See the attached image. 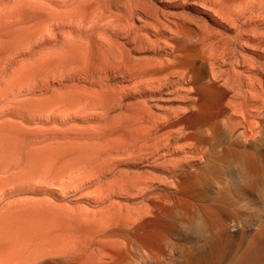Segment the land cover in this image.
I'll return each instance as SVG.
<instances>
[{"label": "rangeland", "instance_id": "rangeland-1", "mask_svg": "<svg viewBox=\"0 0 264 264\" xmlns=\"http://www.w3.org/2000/svg\"><path fill=\"white\" fill-rule=\"evenodd\" d=\"M263 9L264 0H0V264H191L172 244L155 258L135 249L187 217L178 200L198 178L220 181L209 149L241 143L238 99L253 81L264 89ZM215 112L216 136L205 118ZM145 205L158 211L138 220ZM249 219L226 217L232 238L220 253L182 237L203 264H264V217Z\"/></svg>", "mask_w": 264, "mask_h": 264}, {"label": "bare ground", "instance_id": "bare-ground-1", "mask_svg": "<svg viewBox=\"0 0 264 264\" xmlns=\"http://www.w3.org/2000/svg\"><path fill=\"white\" fill-rule=\"evenodd\" d=\"M220 55L221 53H219V56ZM214 62L216 63L217 61H214ZM244 62L246 61L244 60L243 63ZM244 66L246 68V65ZM257 68L255 69L257 70ZM249 71H251V69ZM235 75L237 76L238 74L236 73ZM258 75H260V73L257 72L256 76L259 78ZM216 76L212 74L213 79H216ZM230 82L228 81L227 83H230ZM253 82L254 84L252 83L251 85L249 84L250 86L249 85L247 86L249 87V90L248 91L245 90V92L246 91L247 92L244 95L239 93L240 95H243L241 99L240 98L238 99L240 102L238 105L240 104L242 105L240 106V109L242 108V111L241 110H240L241 112L238 111L239 112L238 115H240L241 113V117H239L241 118V122L239 121V124L241 123L243 127V131H241V133L238 134L240 136L241 143L235 142L233 143V145H230L227 148H221V149L218 148L219 149L218 151L213 150L212 147H211L212 151L209 149V152H211L208 154L209 156H211V158L209 159V168H208L209 173L213 175V177H215L216 179H220V181L217 182L212 179L211 183L209 184V183L202 181V178H198L197 181L192 183L189 186V193H190L189 195L191 196H189V198L186 200L179 199L182 197L178 198L179 199L178 201L180 202L179 205H183L182 211L183 212L186 211L185 214L187 217L184 219H180L181 217H178V219L176 218L177 219L176 221H174V219L173 221L170 220L171 223L167 222L168 224L164 225L163 232H159L158 230H153L154 232L147 233L146 236L142 238L143 241L141 242V245L135 249L137 252H139V254L141 253V256L142 255L147 256V257L154 256L153 258H155L156 256L159 257L160 252L163 249V247L164 246L166 247L167 245L172 244L173 245L172 249L176 250V252L178 251V249L181 251H185V253L191 258V264H203L204 262H206L205 261L206 256L204 254L200 257H197V254H192L191 245L196 244V243L190 242L189 240H185L182 237L183 236L182 231L189 232L188 229L193 228L195 226L194 220L191 218L193 216L195 217V215H197L196 213H199V216L200 215L202 216L201 219L203 218L204 220L203 219L202 220L208 226H210L211 228L218 229L217 238L211 237L210 241L206 243L212 244V246H214V249L219 250L218 253H220L223 250L224 245L229 243L230 238H232L229 234L226 233V217H234L237 219H241L242 221L244 220V221L249 222L251 221L249 219L250 213H252L253 210L255 212L256 210H259V213L262 210H264V146H262L263 144L261 145V143L260 144L256 143L258 142V140L264 141V129H263L264 127L262 128V124L264 122L260 120L261 116L264 117V97H263L264 89H262L259 79H258V84L259 83L260 84L258 86L257 84H255V81ZM256 83H257V80H256ZM263 83L264 82L262 81V86H263ZM238 89H240V85ZM242 91L241 93H244V91L243 92ZM237 95L238 93L235 96ZM240 95L238 97H240ZM203 105H204L203 108L207 107L205 106V104ZM235 111L237 112V110ZM205 118L208 121L207 123H209V125L207 124L206 126H209L210 130L214 131L213 133L216 136L217 131H218L217 113L213 115L212 117L209 114ZM230 123H233L232 124L233 127L231 126L233 130L235 126V118H233ZM208 143H211V142H208ZM205 152L207 153L208 150ZM220 164H225L226 166L223 167L222 169ZM234 166H238V169ZM213 186H216V189H217L216 194H213V195L208 194V196H205V193H207L209 190L210 191L213 190ZM209 196H211V198L207 199L209 198ZM145 206H144L145 209L141 210V215L138 217V220H143L147 216L149 217V216L155 215V210L159 207L158 205H149L147 207ZM187 213H189V215ZM182 215L184 216V214ZM259 217L260 218L264 217V215L259 214ZM126 238L128 240L127 236ZM136 240H140V237H136ZM198 242L199 241H197V243ZM133 243H134L133 241H130L129 243L132 249H133ZM240 254H241L240 250L239 249L236 250L235 259L239 258ZM221 261L219 262L217 261L215 264H222L223 262L221 263Z\"/></svg>", "mask_w": 264, "mask_h": 264}, {"label": "clouds", "instance_id": "clouds-1", "mask_svg": "<svg viewBox=\"0 0 264 264\" xmlns=\"http://www.w3.org/2000/svg\"><path fill=\"white\" fill-rule=\"evenodd\" d=\"M234 167L238 169V166ZM259 214L264 215V210H262ZM188 231L191 232L194 235V238L200 243H206L211 239V236L199 220L195 221V226L193 228L188 229ZM178 251L181 250L178 249Z\"/></svg>", "mask_w": 264, "mask_h": 264}]
</instances>
